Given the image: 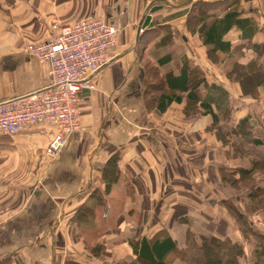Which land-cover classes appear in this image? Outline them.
<instances>
[{
  "label": "crops",
  "instance_id": "obj_1",
  "mask_svg": "<svg viewBox=\"0 0 264 264\" xmlns=\"http://www.w3.org/2000/svg\"><path fill=\"white\" fill-rule=\"evenodd\" d=\"M196 1L0 0V101L50 83L49 67L27 47L50 37L51 21L72 24L101 16L123 27L111 61L81 93L80 130L56 158L46 151L57 132L54 125L0 133V255H14L8 264H82L77 253L76 260H67L68 251L98 243L113 253L122 247L132 261L129 240L152 237L161 229L183 247L188 224L181 218L198 232L230 235L243 243L247 255L242 262L249 264L255 243L243 237L224 204L230 191L219 171L231 158L216 131L224 134L249 114L264 116L263 88L254 98L224 76L228 68L256 57L251 44L264 41V0L242 1L246 12L239 18L246 26L238 23L226 33L228 52L211 54L213 46L204 45L198 33L201 20L191 13ZM155 5L162 8L151 13ZM148 15L150 25L144 28ZM164 24L172 27L173 45L156 48L159 37L145 48L140 35L151 25ZM168 53L172 58L159 64ZM148 60L162 74L179 75L185 61L203 70L204 77L210 72L208 86L203 83L196 90L202 99L212 85L228 83L222 87L234 106L231 120H222L212 130V115L201 109L187 114L186 99L165 113L149 111L144 93L151 80ZM257 149L264 154V148ZM115 153L119 181L93 217L74 219L84 204H93L92 192L104 189V165ZM239 209L262 227L247 205ZM168 260L187 264L175 253Z\"/></svg>",
  "mask_w": 264,
  "mask_h": 264
},
{
  "label": "trees",
  "instance_id": "obj_2",
  "mask_svg": "<svg viewBox=\"0 0 264 264\" xmlns=\"http://www.w3.org/2000/svg\"><path fill=\"white\" fill-rule=\"evenodd\" d=\"M242 1L249 2L251 0H197L194 3L191 13L196 14L201 20L202 24L198 28V33L201 35L204 45L213 46L210 54L218 49L228 52L229 45L224 41L226 33L238 23L242 24L243 28L246 26V22L239 18L242 13L246 12ZM212 9L214 12H210ZM159 37L160 40L155 43ZM139 41L145 43V48L151 43H155L156 48L165 45L171 46L174 43L172 27L170 24L156 25V27L151 25L140 35ZM251 47L256 57L251 59L247 65L237 63L234 68L239 70V73L231 72L228 76L230 78L235 76L236 82H239L245 95L257 98L258 88L264 90V41L252 43ZM171 58V53L165 54L164 57L159 58L158 63L162 64ZM146 64L147 75L151 79L144 92L147 101L146 107L149 111L157 108L160 112L165 113L171 104H181L186 99L185 112L187 114L196 113L201 109V112L204 110L205 114L212 115L214 120L212 130L222 120H231L234 106L231 105L229 92L224 87L212 85L210 92L204 99L196 92L203 83L206 87L208 86L203 70L198 67L192 68L185 61L180 74L175 76L172 72L162 74L160 67L149 60L146 61ZM216 134L219 140L225 144V140H231V146L237 153L236 155L252 161V166L240 165L238 170L230 169L228 165L221 166L219 173L223 185H228L229 182L231 188L235 190L240 188L237 184L239 181L230 177L232 174H238L239 179L242 180L247 178L255 180V172L258 174V171L264 175V154L262 155L258 149L256 150L257 147L264 148V116L249 114L240 118L234 128L225 131V135L218 131ZM227 156L231 158L229 148L227 149ZM234 157L237 158L235 155ZM118 160V153L108 158L102 173L105 182L104 189L93 191L92 196L95 199L93 204H84L76 212L74 219L82 221L85 217H93L96 212L95 208L99 204H104L105 196L119 181ZM250 190L247 195L251 201L249 209L251 214L256 215L264 211V186L253 185ZM224 204L228 207L230 215L236 219L238 227L247 237L246 239H252L255 243V250L252 252L253 264H264L263 226L255 225V222L232 201H224ZM183 220L181 218L180 221L188 224L183 247H179V242L166 229H161L152 237L142 236L129 240L128 243L134 255L130 264H170L168 258L171 253H175L187 264H243L242 259L247 255L243 243L234 240L230 235L225 237L198 232L188 220ZM250 236L252 238H248ZM90 248L94 249L97 255L104 252L102 244ZM0 264H3L1 260Z\"/></svg>",
  "mask_w": 264,
  "mask_h": 264
},
{
  "label": "built area",
  "instance_id": "obj_3",
  "mask_svg": "<svg viewBox=\"0 0 264 264\" xmlns=\"http://www.w3.org/2000/svg\"><path fill=\"white\" fill-rule=\"evenodd\" d=\"M119 22L92 17L66 24L52 21L50 37L31 43L27 52L49 67L50 83L38 90L0 101V133L16 134L44 124L57 132L47 147L56 158L70 136L80 130L81 93L91 78L107 67L122 31Z\"/></svg>",
  "mask_w": 264,
  "mask_h": 264
},
{
  "label": "rangeland",
  "instance_id": "obj_4",
  "mask_svg": "<svg viewBox=\"0 0 264 264\" xmlns=\"http://www.w3.org/2000/svg\"><path fill=\"white\" fill-rule=\"evenodd\" d=\"M58 20V19H57ZM52 23V21H51ZM50 23V24H51ZM214 61V59H213ZM235 66L233 67H230L228 68L227 70H225L224 72V76H226V78L228 80H230L233 84L234 82L237 83V85L239 84V82L237 81L236 82V79H235V76L233 77H229V73L231 74V72H235L236 73H239L237 69L234 68ZM230 71V72H229ZM210 72H206L205 73V77H206V74L209 75ZM235 74V73H234ZM207 78V77H206ZM228 84V83H227ZM225 83H223L222 85H227ZM221 85V86H222ZM256 103V102H255ZM234 109V108H233ZM233 111V110H232ZM6 135V134H5ZM254 137V136H253ZM226 142V146L227 148L230 149V156L232 159H228L230 161H228V163H226V165H228V167L230 169H236L238 170L240 165H245V166H252V161L247 159L246 157H240L238 155H236L237 153L234 151V149L232 148L231 146V140H225ZM235 152V153H234ZM237 156V158L234 157ZM228 168V170H230ZM258 174H256L255 172V180H252V178H247V179H244L242 180L241 178L239 179V176L238 174H232L230 177L232 179H236L238 180L239 182L237 183L239 185V189L238 190H235L233 188H231V183L228 182V185H229V189L228 191L229 192V198L227 200H230L232 201L235 205H238L239 207H245L246 205L250 208V198L248 199L247 195H248V192L251 191V186H264V175L261 173V172H257ZM253 178V179H254ZM260 178V179H259ZM235 193H238L237 195ZM255 218H257L259 221H262V226L264 225V211L254 215ZM250 217V216H248ZM234 218V217H233ZM250 220V219H249ZM236 221V219H235ZM252 224H254L252 221H250ZM236 224H237V221H236ZM260 224V223H259ZM238 225V224H237ZM241 231V230H240ZM242 233V232H241ZM243 237L246 239L247 237H245L244 233H243ZM248 238H252L251 236L248 237ZM247 240V239H246ZM100 242V241H99ZM248 242L249 243H253L254 241L252 239H248ZM100 243L96 244V245H99ZM103 245V253H101L100 255H97L96 252H94V249L90 248V247H93V246H90L89 244H85V250H71V251H68V254H67V257L66 259L67 260H76V253L78 254L77 255V260L82 263V264H87V262H90L91 264H130L131 261H129L127 258H128V253L125 249H123L122 247H118V249H116V252L112 251L111 248L107 247L106 245L102 244ZM253 249L252 252H254L255 250V244H253ZM74 252V253H73ZM121 253L120 255H118L119 259L114 257L115 254H119ZM0 256H4L2 257V262L3 264H8L10 263L12 257L14 255H0ZM127 257V258H126ZM1 258V257H0ZM125 259V260H124ZM1 260V259H0ZM249 261V264H253V261H252V258L251 259H248ZM67 262V261H66ZM70 262V261H69Z\"/></svg>",
  "mask_w": 264,
  "mask_h": 264
},
{
  "label": "water",
  "instance_id": "obj_5",
  "mask_svg": "<svg viewBox=\"0 0 264 264\" xmlns=\"http://www.w3.org/2000/svg\"><path fill=\"white\" fill-rule=\"evenodd\" d=\"M160 8H162L161 6L155 5L152 6V8L150 9L151 13H153L154 11L159 10ZM150 20H151V15L146 16V18L144 19V24L143 27L146 28L150 25Z\"/></svg>",
  "mask_w": 264,
  "mask_h": 264
}]
</instances>
